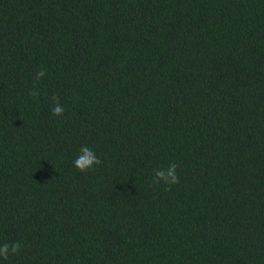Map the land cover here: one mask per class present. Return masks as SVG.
<instances>
[{
    "label": "trees",
    "instance_id": "trees-1",
    "mask_svg": "<svg viewBox=\"0 0 264 264\" xmlns=\"http://www.w3.org/2000/svg\"><path fill=\"white\" fill-rule=\"evenodd\" d=\"M16 241L0 264H264V0H0Z\"/></svg>",
    "mask_w": 264,
    "mask_h": 264
},
{
    "label": "clouds",
    "instance_id": "clouds-1",
    "mask_svg": "<svg viewBox=\"0 0 264 264\" xmlns=\"http://www.w3.org/2000/svg\"><path fill=\"white\" fill-rule=\"evenodd\" d=\"M47 73L43 70H40L36 73L37 83L41 81ZM29 94L33 97L38 96V92L35 89L30 90ZM52 100L55 101L54 106L51 108V112L54 116H62L64 114L65 108L60 104V98L58 95H53ZM74 167L79 169L81 172H87L90 169H94L95 166L102 164L101 159L97 156L96 152L88 146H82L80 148V154L73 162ZM178 164L172 162L167 165V167H161L154 170L153 183L160 184L163 182L168 186L170 190L171 186L176 185L180 182L179 175L177 173ZM22 245L21 242L16 241L11 244L4 243L0 245V257L7 260L10 253H19L21 251Z\"/></svg>",
    "mask_w": 264,
    "mask_h": 264
}]
</instances>
